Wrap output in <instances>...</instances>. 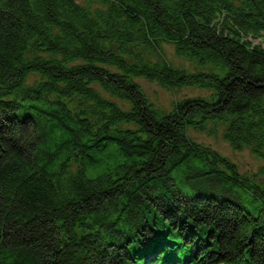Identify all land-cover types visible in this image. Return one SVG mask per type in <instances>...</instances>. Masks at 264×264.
Returning <instances> with one entry per match:
<instances>
[{
    "label": "trees",
    "instance_id": "obj_1",
    "mask_svg": "<svg viewBox=\"0 0 264 264\" xmlns=\"http://www.w3.org/2000/svg\"><path fill=\"white\" fill-rule=\"evenodd\" d=\"M262 35L264 0H0V264H264V181L187 133L264 159Z\"/></svg>",
    "mask_w": 264,
    "mask_h": 264
},
{
    "label": "rangeland",
    "instance_id": "obj_2",
    "mask_svg": "<svg viewBox=\"0 0 264 264\" xmlns=\"http://www.w3.org/2000/svg\"><path fill=\"white\" fill-rule=\"evenodd\" d=\"M252 42L261 43L264 46V35L259 37H248ZM161 50L164 57L171 63L173 66L182 67L188 72L194 70H207L215 69L220 71L219 68L213 66L212 64L205 63L199 64L196 63L194 59L180 55L175 52L174 46L170 42L163 41L161 42ZM156 58V54L153 56ZM139 84L142 86L145 93L148 97L159 105L160 108L164 110L171 109L174 100L177 98L183 97L185 95H207L209 90L203 87L196 86H181V87H164L158 84L154 80H148L144 77L136 78ZM119 101L118 99H116ZM165 112V111H164ZM210 125V124H209ZM224 125L222 123H217L215 128L212 130L209 127H206L201 130L194 129L192 127L187 129L188 135L197 141H200L203 144L214 147L216 150L220 151L223 155L227 156L229 159L233 160L239 171L244 172L248 175L255 176L256 178L264 181L263 177L258 174L261 170V167H264V159L257 157L248 147L242 149H234L230 146L229 142L224 138L222 131ZM115 158H117L115 156ZM173 182L178 183L183 178L184 172L173 171L171 174ZM246 199V197H242Z\"/></svg>",
    "mask_w": 264,
    "mask_h": 264
}]
</instances>
